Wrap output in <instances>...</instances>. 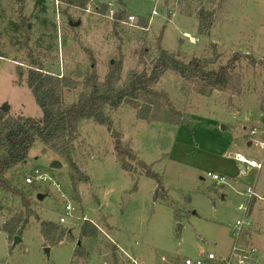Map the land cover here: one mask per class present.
I'll use <instances>...</instances> for the list:
<instances>
[{
    "label": "rangeland",
    "instance_id": "obj_1",
    "mask_svg": "<svg viewBox=\"0 0 264 264\" xmlns=\"http://www.w3.org/2000/svg\"><path fill=\"white\" fill-rule=\"evenodd\" d=\"M36 1L0 0V109L8 106L11 117L42 115L25 84L30 54L49 71L78 82L93 64L103 80L119 61V84L129 72L149 68L159 47L185 63L192 57L211 59L208 68L214 70L234 53L242 56L224 77L223 88L184 80L174 71L156 80L152 89L167 95L156 100L163 110L168 101L180 112L178 125L139 118L130 105L106 107L134 160L125 156L122 161L106 127L90 119L80 120L72 143L78 172L37 141L26 161L4 175L30 209L25 210L23 197L0 189V264H185L208 252L228 254L235 240L230 227L241 219L235 208L243 199L240 192L254 184L264 194V161L258 172L251 168L242 173L233 158L236 150L248 159L263 155L258 140L264 136V0H124L123 6L114 0H88L82 7L67 6L64 0ZM100 3L108 6L105 13ZM115 7L126 15L112 27ZM201 12L210 16L208 36L199 30ZM130 15L138 20L130 24ZM141 17L146 26L140 25ZM69 20L80 23L69 26ZM22 23L28 37L19 29ZM76 96V90H66L64 102ZM252 128L263 136L249 135ZM140 160L159 175L161 188ZM55 161L61 166L54 169ZM39 173L51 179L41 182ZM207 173L225 176L227 184ZM26 177L33 182L25 184ZM38 193L45 198L38 200ZM122 193L129 195L125 204ZM68 201L72 216L60 223ZM251 210L250 227H243L237 246L254 247L249 264H264V201L255 198ZM26 214L21 235L8 238L4 224ZM84 219L91 221L96 237L80 235ZM41 221L60 226L62 240L45 239ZM77 246L78 254L73 252Z\"/></svg>",
    "mask_w": 264,
    "mask_h": 264
},
{
    "label": "trees",
    "instance_id": "obj_2",
    "mask_svg": "<svg viewBox=\"0 0 264 264\" xmlns=\"http://www.w3.org/2000/svg\"><path fill=\"white\" fill-rule=\"evenodd\" d=\"M19 4L23 0H17ZM43 0H37L40 4ZM88 0H64L67 6H84ZM118 6L124 5V0H114V4ZM100 11L105 13L109 8L107 4H99ZM66 12V9L62 10ZM126 11L121 7H115L112 15V27H115L121 18H124ZM209 13L201 12L199 15L200 33L208 36L210 29ZM144 19V20H142ZM147 19H140L139 23L146 26ZM8 30H10L7 27ZM24 37H28L29 29L22 23L21 27ZM15 30V29H14ZM13 30V31H14ZM26 44L25 39L21 46ZM28 53H31L30 49ZM33 53V52H32ZM241 53H234L225 66L218 67L217 70L208 68L211 59L200 57H192L187 63L176 57L173 53L159 47L158 53L151 60L149 68H143L140 71H131L126 78L119 84L118 72L120 70V62L116 61L111 66V70L100 80L96 73L95 64L90 68L88 73L82 80H72L64 73H53L43 65L40 59L30 54L28 56L29 63L26 72L25 84L31 90L35 103L41 108V118L36 119L28 116L11 117L7 115V111L0 109V189L10 191L23 197V194L11 186L8 179L4 175L8 170L13 169L19 164L26 161L28 151L37 142L43 145V151L50 149L58 156L64 158L69 165L71 171L78 172L77 165L71 156L72 143L77 136V130L81 119L93 120L96 124L106 127L109 135L114 140V150L118 156L124 161L125 156L136 159L132 150L123 144L119 132L113 128V122L110 116L105 112V108L117 110L121 105H130L137 109V116L142 119H163L165 122L172 124H180V112L175 110L166 103V109L156 100L158 97L165 99L167 95L157 93L153 90L156 80L166 71H174L184 80H201L208 86L217 88L224 87V77L239 62ZM247 56V55H245ZM19 78L22 77L23 71L20 66L17 69ZM79 89V90H77ZM66 90L77 91V96L71 102H64V92ZM125 162V161H124ZM140 165L146 169V175L154 178L158 187L161 188L159 175L154 173L146 166L143 161H139ZM123 164V163H122ZM124 166V164H123ZM72 177V174L70 175ZM74 177H72L73 181ZM73 186L74 183L72 184ZM157 192L154 198H157ZM25 199L24 207L29 212L30 203ZM35 215V214H34ZM30 216V215H29ZM27 214L23 217L20 215L17 220L12 219L8 224H4L2 229L13 238L16 234L21 235V231L26 227L28 222ZM39 219L38 215H35ZM20 224L18 227H16ZM40 233L48 239L50 243H55L63 238L64 233L60 226L52 221H41ZM15 230L17 231L15 233ZM80 235L96 237L98 232L91 224V221L84 219L83 225L80 227ZM94 233V234H93ZM79 243V242H78ZM78 254V246L73 250ZM84 251L80 253L83 255Z\"/></svg>",
    "mask_w": 264,
    "mask_h": 264
},
{
    "label": "built area",
    "instance_id": "obj_3",
    "mask_svg": "<svg viewBox=\"0 0 264 264\" xmlns=\"http://www.w3.org/2000/svg\"><path fill=\"white\" fill-rule=\"evenodd\" d=\"M57 2V1H56ZM114 10L111 9L110 16L112 17ZM138 19L135 18V16H128L127 21L131 24ZM262 135V131L258 130L257 128H252L249 130V135L252 136H259ZM264 135V133H263ZM262 135V136H263ZM259 146L262 148V158L260 160H255L252 158H246L244 154H242L240 151L236 150L233 154L234 160L238 163L239 167L242 169V173L245 171L250 170L251 168H254L256 172H258L263 165L264 161V136L262 140H258ZM36 173H38L36 171ZM211 178H213L216 181H219L221 184L226 183V178L224 176L212 173H207ZM36 178L43 182L45 179H51V177L47 176L45 173L41 175L40 173L36 176ZM32 178L26 177L25 184L32 183ZM240 194L243 196V199L241 201H238L235 205L236 210L240 211L241 213V219L237 222H235L230 229L234 231L233 237L234 242L231 246L230 251L226 255H218L215 252H208L203 258L198 257L195 260L186 259L184 261L185 264H249L252 259L255 256L256 250L254 247H248V248H239L237 246V241L241 235V233L244 231L243 227H250V222L248 220V217H250L251 212V206L255 198L261 199L264 201V194H260L258 191L255 190L254 184L247 186ZM73 210V207L70 203V201L64 203V208L62 210V215L59 218V222L63 223L66 216H72L71 211Z\"/></svg>",
    "mask_w": 264,
    "mask_h": 264
},
{
    "label": "water",
    "instance_id": "obj_4",
    "mask_svg": "<svg viewBox=\"0 0 264 264\" xmlns=\"http://www.w3.org/2000/svg\"><path fill=\"white\" fill-rule=\"evenodd\" d=\"M79 23H80V20H78L76 22L72 21V20L68 21L69 26H77ZM4 110H8V106H5ZM60 166H61V164L58 161H55L51 164V168H54V169L58 168ZM36 196H37L38 200H43L45 198V196L41 193H38ZM128 198H129L128 194L122 193V199H123L124 204L126 203ZM15 239L19 240L20 238L16 236ZM48 249H49L48 247L45 248V250H48Z\"/></svg>",
    "mask_w": 264,
    "mask_h": 264
},
{
    "label": "crops",
    "instance_id": "obj_5",
    "mask_svg": "<svg viewBox=\"0 0 264 264\" xmlns=\"http://www.w3.org/2000/svg\"><path fill=\"white\" fill-rule=\"evenodd\" d=\"M263 120H264V117H263ZM250 143V141L248 142V144ZM234 155V154H233ZM220 175V174H219ZM221 176H223V175H221ZM225 177V176H224ZM226 178V177H225ZM225 184H227V183H225ZM225 184H221L222 186L223 185H225ZM259 200H261V199H259ZM261 201H263V200H261ZM252 211V210H251ZM240 212V211H239ZM250 216H251V212H250ZM49 248V247H48Z\"/></svg>",
    "mask_w": 264,
    "mask_h": 264
}]
</instances>
